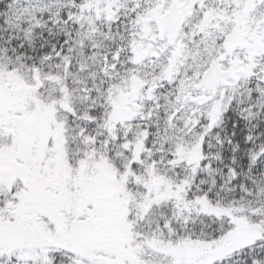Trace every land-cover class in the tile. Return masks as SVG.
<instances>
[{
	"label": "snow or ice",
	"instance_id": "obj_1",
	"mask_svg": "<svg viewBox=\"0 0 264 264\" xmlns=\"http://www.w3.org/2000/svg\"><path fill=\"white\" fill-rule=\"evenodd\" d=\"M0 264H264V0H0Z\"/></svg>",
	"mask_w": 264,
	"mask_h": 264
}]
</instances>
